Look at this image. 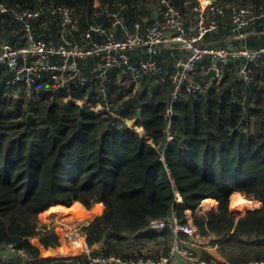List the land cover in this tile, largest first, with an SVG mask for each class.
Wrapping results in <instances>:
<instances>
[{
	"label": "trees",
	"instance_id": "1",
	"mask_svg": "<svg viewBox=\"0 0 264 264\" xmlns=\"http://www.w3.org/2000/svg\"><path fill=\"white\" fill-rule=\"evenodd\" d=\"M166 1L180 10L186 24L195 21L192 10L197 0ZM214 4L264 10V0ZM52 6L72 11L78 29L67 35L78 42L91 24L110 26L108 12H117L131 26L136 21L151 24L152 11L160 18L163 9L161 0H0V34L8 35L13 26L20 29L13 36L20 35L21 40L12 44V36L0 44L23 45V22L14 12L38 10L40 15L30 19L35 37L60 45V24L50 15ZM216 18L218 28L205 35L203 44L264 45V33L245 41L230 36L228 8ZM261 21L255 24L257 30L264 27ZM177 51L164 48L155 55L162 72L144 74L134 93L115 82L116 75L121 76L118 69L109 71L107 101L114 116L104 100L96 98L94 85L82 89L71 83L53 94L50 73L45 71L36 82L37 94L27 98L9 86L12 72L0 66V264H16L17 252L24 254L26 263L85 264L87 254L41 257L31 242L39 237L44 247L58 246L56 232L39 229V215L51 205L69 207L75 201L86 208L104 205L103 212L82 227L87 244H99L92 255L137 257L150 243L157 247L151 246L148 256L166 254L171 231L157 233L147 227L152 218H166L175 210L182 222L194 227L196 237H215L210 243L217 244L225 262L264 260V87L260 83L264 63L250 62L253 80L242 83L236 77L242 59H229L221 65L220 80L213 79L205 93H182L173 106V140L162 152L172 91L169 74ZM138 52L133 61L147 57ZM99 58L80 59L81 72L89 74ZM211 62L210 56H204L198 64ZM197 79L203 80L201 72ZM233 192L261 201V208L236 215L230 210ZM206 198L216 200L217 207L200 212ZM202 255L213 257L205 250Z\"/></svg>",
	"mask_w": 264,
	"mask_h": 264
},
{
	"label": "built area",
	"instance_id": "2",
	"mask_svg": "<svg viewBox=\"0 0 264 264\" xmlns=\"http://www.w3.org/2000/svg\"><path fill=\"white\" fill-rule=\"evenodd\" d=\"M214 2L197 0L192 10L195 21L190 24H186L180 10L166 0H161L163 9L160 18L155 16L151 24L136 21L128 26L117 12L111 11L107 13V17L111 19L110 26L91 24L79 42L67 35L69 31L78 29L72 11L66 6H52L50 15L60 24L62 43L58 46L35 37L30 19L40 15L38 10L15 11L16 19L23 22L24 43L18 47L8 42L0 44V66L5 65L12 72V77L7 82L9 86L15 87V91H20L27 98L37 94L36 82L45 71L50 73L52 83L49 91L53 94L71 83H76L82 89H90L94 85L92 91L96 98L104 100L106 110L114 116L111 111L112 105L107 101L106 83L109 71L118 69L121 72L120 83L132 88L131 92L134 93L140 88L144 74L162 72L155 55L164 48L178 50L179 57L174 59L173 70L169 74L172 91L165 110L167 124L166 140L161 148L163 152L173 140L171 134L173 106L179 96L182 93L203 94L210 85L206 84L204 79L202 81L197 79L200 72L204 78V74L214 68L216 76L210 78V83L213 79L219 81L222 76L221 65L229 59L239 58L242 62L236 71L237 80L250 83L253 80L250 62L257 65L264 63V45L248 48L203 44L205 35L218 28L216 14L223 15L226 8L230 10L232 38L245 41L252 34L264 33V27L262 30L255 27L258 20H262L261 23L264 24V10L257 12L248 6H216ZM117 27L123 28L122 37H118ZM139 50L147 54V57L133 61V52ZM96 55L100 57L96 65L89 74H83L79 60ZM53 56L58 59L54 60ZM204 56H210L212 62L208 66L199 67L198 63ZM260 83L264 87V72H261ZM147 229L157 233L167 229L171 231L166 254L157 258L144 252L143 255L129 258L117 255H92L95 245L87 244L81 225L67 229L65 237L71 244L81 240V249L88 255L85 264H229L214 256L210 258L203 256L202 251L209 248V242L205 241L206 238L196 237L194 227L182 222L175 210L166 218H152ZM248 264H264V260L250 261Z\"/></svg>",
	"mask_w": 264,
	"mask_h": 264
},
{
	"label": "rangeland",
	"instance_id": "3",
	"mask_svg": "<svg viewBox=\"0 0 264 264\" xmlns=\"http://www.w3.org/2000/svg\"><path fill=\"white\" fill-rule=\"evenodd\" d=\"M12 103L13 102L10 101V104H12ZM30 114H32V118H33L34 117V114L33 113H30ZM232 194H231L232 196L230 198V206H231V209L234 211V213L236 215L241 216V215H243L246 212V209L248 207L247 208L246 207L240 208L234 202V198L238 197L239 195H242L240 192H236V193L233 192ZM80 204L83 207V211L81 210L79 212H76L75 210L74 211H69L68 210V211L63 212L61 214L58 213L55 216L53 215V218H51L52 220L49 223H48V219H49L48 216H50L51 214H49V215H43V214L39 215V220L40 221H42L43 219H45L47 221L46 222L47 228H49L47 230H53V231L55 230L56 231V234L59 236V247H57V248H51V249L55 250V249H58V248H64L66 250H69L72 247V244H75V245L79 244L80 245L79 251L78 252H74V254L76 256L77 255H80V254H85V252H83V250L81 249L82 248V243H80L79 241H75V242H72V244H69L66 241L65 232H66L67 229L73 228V227L78 226V225H81L83 227V225L87 224L94 216L98 215L97 212H98L99 209L98 210H94L95 207H96V203H94L92 205L93 207L91 206L93 209L91 207L90 208H86L82 203H80ZM215 204H216V202L214 200H212L210 202H206V203H204V200H202L201 201V204H200V207H199L200 208L199 211L200 212H204L206 210H210V209H212L215 206ZM90 212H91V214H90ZM42 228H43L42 226H39V229L40 230H42ZM209 240L210 241L213 240L212 239V236L211 237H207L205 239L206 242H210ZM31 241L33 243H35V244H41V243H39L38 237L32 238ZM66 244L69 245L68 246L69 248H67V246H65ZM40 246L42 247V245H40ZM97 246H99V244H95V247L93 249L98 248ZM152 246H155V245L152 244ZM151 248L152 247H151V243H150L146 247H144V249H143L144 250V253L145 254H150V252H151L150 250H152ZM153 248H155V247H153ZM47 249H50V248L47 247ZM147 250H149V251H147ZM61 253L59 252V253H57L58 255L56 254L54 256H60L59 254H61ZM42 254L44 256L54 257L53 255H45L43 253V250H42ZM62 255H64V253Z\"/></svg>",
	"mask_w": 264,
	"mask_h": 264
},
{
	"label": "crops",
	"instance_id": "4",
	"mask_svg": "<svg viewBox=\"0 0 264 264\" xmlns=\"http://www.w3.org/2000/svg\"><path fill=\"white\" fill-rule=\"evenodd\" d=\"M151 16H152V13H151ZM155 16H156V14H155ZM148 16L147 15H145L144 16V20H147L148 18H147ZM195 18V17H194ZM152 19H154V18H152ZM128 26H129V24H128ZM11 29L8 31V35H3V34H0V40H7L8 38H10L11 39V37L13 36V34L15 33H19V28L17 29L16 27H13V26H11L10 27ZM117 35H118V37H122L123 35H124V31H123V28H121V27H117ZM13 37H15L14 39H11L12 40V44H19L20 43V35H16V36H13ZM227 40V37H225L224 38V41H226ZM227 42V41H226ZM139 55V52L138 51H135V52H133V54H132V58L133 59H135L137 56ZM120 75V73H118L117 75H116V80H115V82H119L120 83V78L118 77ZM204 79V78H203ZM234 193H236V192H234ZM211 199V198H210ZM214 200V199H213ZM215 202H216V204H215V206L212 208V209H210V210H215L216 209V207H217V201L216 200H214ZM254 201H257V200H254ZM259 201V200H258ZM261 204H260V206H258L257 208H255V209H259V208H261V206H262V202L261 201H259ZM181 204H183V203H181ZM55 205H61V204H55ZM55 205H51V206H49L48 208H46L43 212H41L40 213V215L41 214H43V215H48V212H50V210L53 208V206H55ZM97 205H101L100 206V208H99V210H98V214H101L102 212H103V210H104V205H103V203H96V206ZM65 207H68V206H65ZM93 207V206H92ZM91 207V208H92ZM93 209V208H92ZM199 210H200V208H199ZM210 210H206V211H210ZM231 210V209H230ZM250 210H254L253 208L252 209H250ZM233 213H234V211L233 210H231ZM53 215L55 216L56 215V213H53V214H51L50 216H48V223L52 220L51 218H53ZM44 221V222H43ZM46 220L45 219H43L42 221H38V225L39 226H42L43 228H42V230H47V229H49V228H47V224H46ZM44 224V225H43ZM46 228V229H45ZM55 231V230H54ZM56 232V231H55ZM35 238V237H34ZM214 239H215V237H214ZM213 239V240H214ZM38 240H39V237H38ZM213 240H211V241H213ZM32 242V241H31ZM33 243V242H32ZM39 243H40V241H39ZM34 245H36V246H38V248L40 249V256L41 257H48V256H44L43 254H42V247H44L42 244H35V243H33ZM69 244H71V243H69ZM153 245H155L154 243H152ZM40 245H42V247L40 246ZM65 246H67V248H69L68 246V244H66ZM152 246V245H151ZM156 247H157V244L155 245ZM50 247H52V246H50ZM50 247H48V248H50ZM57 247H59V245L58 246H55L54 248H57ZM44 248H47V247H44ZM206 252H209V253H211L215 258H217L218 260H222V261H225L224 260V257H222L219 253H218V251H217V244L215 243V244H211L210 242H209V248L207 249V250H205ZM61 253V252H60ZM15 254H17L16 256L18 257V258H20V261L18 260L17 261V259L15 258V260H16V264H33L32 263V260H30L28 263H26V260H25V256H24V254L23 253H21V252H17V253H15ZM62 254L63 253H61V254H59L60 256H54V257H56V258H65V257H63L62 256ZM58 255V254H57ZM76 256V255H75ZM70 257H74V255H72V256H70ZM70 257H66V258H70Z\"/></svg>",
	"mask_w": 264,
	"mask_h": 264
},
{
	"label": "bare ground",
	"instance_id": "5",
	"mask_svg": "<svg viewBox=\"0 0 264 264\" xmlns=\"http://www.w3.org/2000/svg\"><path fill=\"white\" fill-rule=\"evenodd\" d=\"M239 194V193H238ZM233 195V194H232ZM231 195V196H232ZM231 196H230V198H231ZM213 199H209V198H206V199H204V203H206V202H210V201H212ZM234 202L237 204V206L238 207H240V208H244V207H248L247 209H246V211L247 210H249V209H255V208H257L258 206H260V202L257 200V201H252V200H250V199H247V198H245L243 195H239L238 197H236V198H234ZM100 206L101 205H97L96 207H95V209L94 210H98L99 208H100ZM230 208H231V206H230ZM76 211V212H79V211H83V207L81 206V204L78 202V201H75V202H73V204L72 205H70L69 207H65L64 205H55V206H53V208L50 210V212L48 213V215L49 214H53V213H56V214H61V213H63V212H66V211ZM232 210V209H231ZM236 211V210H235ZM90 214H91V212H90ZM80 243H82L81 242V240H78ZM79 248H80V245L79 244H77V245H75V244H72V247L69 249V250H66V249H64V248H58V249H55V250H53V249H47V248H44V247H42V250H43V253L45 254V255H56L57 253H59V252H62V253H64V255H62L63 257H70V256H72L73 254H74V252H78L79 251ZM75 255V254H74Z\"/></svg>",
	"mask_w": 264,
	"mask_h": 264
},
{
	"label": "water",
	"instance_id": "6",
	"mask_svg": "<svg viewBox=\"0 0 264 264\" xmlns=\"http://www.w3.org/2000/svg\"><path fill=\"white\" fill-rule=\"evenodd\" d=\"M214 1H216V0H214ZM152 18H155V12L154 11H152ZM214 76H216V70L214 68H212L204 74V82L209 85L210 84V78L214 77ZM54 103H56V101H54L52 104H54ZM139 115H140V110H138V116ZM31 118H32V114H28V119L31 120ZM50 248H54V247H50Z\"/></svg>",
	"mask_w": 264,
	"mask_h": 264
}]
</instances>
